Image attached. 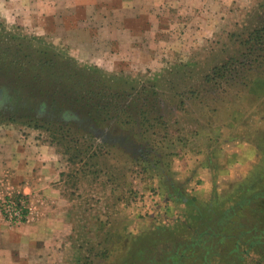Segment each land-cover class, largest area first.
<instances>
[{"label":"rangeland","instance_id":"obj_1","mask_svg":"<svg viewBox=\"0 0 264 264\" xmlns=\"http://www.w3.org/2000/svg\"><path fill=\"white\" fill-rule=\"evenodd\" d=\"M141 1H108L113 27L140 33L135 49L126 34L116 55L94 65L74 57L85 53L81 30H65L85 21L81 0H0L1 59L46 61L59 81L70 68L74 81L92 77L112 92L146 96L160 112L139 122L95 112L94 128L105 130L96 134L80 122L90 110L80 97L56 87L44 98L36 83L18 100L0 77V123L60 151L70 241L81 248L66 264H121L136 239L181 223L196 227L200 216L220 222L224 252L234 247V223L264 235V59L245 43L264 24V0ZM39 105L50 108L41 113ZM69 109L77 119L64 114ZM245 254L237 264H264L263 246Z\"/></svg>","mask_w":264,"mask_h":264},{"label":"crops","instance_id":"obj_2","mask_svg":"<svg viewBox=\"0 0 264 264\" xmlns=\"http://www.w3.org/2000/svg\"><path fill=\"white\" fill-rule=\"evenodd\" d=\"M108 1L111 0H81L80 16L85 21L76 29L73 25L65 28L83 33L81 47L85 53L74 55L76 60L104 63L116 55L114 47L126 45V34L133 35L128 44L133 48L140 31L113 27L116 10ZM134 6L131 13L139 17L141 9ZM144 15L153 17L148 11ZM61 166V154L54 143L13 122L0 123V198L25 195L31 208L30 220L20 226L0 220V264H66L64 258L71 249L80 255V246L76 248L70 241L72 221L65 209L69 199L64 194L67 176Z\"/></svg>","mask_w":264,"mask_h":264},{"label":"trees","instance_id":"obj_3","mask_svg":"<svg viewBox=\"0 0 264 264\" xmlns=\"http://www.w3.org/2000/svg\"><path fill=\"white\" fill-rule=\"evenodd\" d=\"M245 43L250 45L251 51L259 53L258 57L264 59V24L254 30ZM226 67L227 64L223 65L219 74L223 73ZM52 69L53 66L46 61L38 63L36 67L30 62L23 63V58L20 59L17 54L11 60L7 57L0 58V77L11 85L9 92L18 100H23L29 93H26V89L37 83L39 94L44 98L54 93L53 88L56 87L61 89V92L70 93L71 98L80 97L84 107L90 108L86 115L93 124H97L93 117L95 112L110 116V120L125 116L127 121L137 122L145 114L154 112L155 115H160L159 109L152 108V102L146 96L134 97L112 92L108 88L98 86L92 77L74 81V76H70V68H66L64 77L59 81L52 76ZM26 75L28 76L22 78ZM0 84L3 85L1 82ZM203 219L204 217H199L196 227H186L185 223H181L168 228H157L155 233H150L148 237L136 239V244L127 251L131 259H126L121 264H237L246 256L248 249L264 247V235H256V228L242 232L238 223H234L237 231L235 237L233 236L234 247L229 252H224L222 241L225 235L220 230V222L214 227L209 223V219L202 221ZM201 221L202 228L198 229ZM184 227L185 231H189L187 234L183 231ZM155 237L156 244H148V241ZM161 245L164 247L159 248Z\"/></svg>","mask_w":264,"mask_h":264},{"label":"built area","instance_id":"obj_4","mask_svg":"<svg viewBox=\"0 0 264 264\" xmlns=\"http://www.w3.org/2000/svg\"><path fill=\"white\" fill-rule=\"evenodd\" d=\"M29 198L25 195L0 198V220L10 226H20L30 220Z\"/></svg>","mask_w":264,"mask_h":264},{"label":"flooded vegetation","instance_id":"obj_5","mask_svg":"<svg viewBox=\"0 0 264 264\" xmlns=\"http://www.w3.org/2000/svg\"><path fill=\"white\" fill-rule=\"evenodd\" d=\"M2 93H3V90H0V98H1V96H2ZM36 107H38V111H39V109L41 110V108H47L48 106H45V105H39V106H36ZM35 107V108H36ZM48 108H50V107H48ZM51 108H53V107H51ZM39 112H41V111H39ZM71 113V114H73V116L74 115H77V113H72L71 112V109H69V110H66L65 111V113L64 114H66V113ZM42 113V112H41ZM74 118H76L77 119V116L75 117L74 116ZM76 119H74V120H76ZM80 122H83V123H86L87 125H89V127H91V126H93V127H95V124H93V122H90L89 120H82V119H80ZM92 129V128H91ZM102 132H104L105 130H101ZM106 133H108L107 131H106Z\"/></svg>","mask_w":264,"mask_h":264},{"label":"water","instance_id":"obj_6","mask_svg":"<svg viewBox=\"0 0 264 264\" xmlns=\"http://www.w3.org/2000/svg\"><path fill=\"white\" fill-rule=\"evenodd\" d=\"M91 128L90 129L93 130L96 134H102L103 133L101 130L95 129L93 126H91Z\"/></svg>","mask_w":264,"mask_h":264}]
</instances>
